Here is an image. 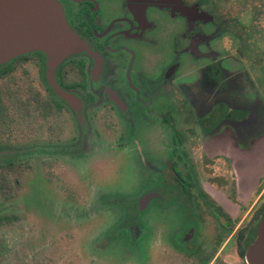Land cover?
Returning a JSON list of instances; mask_svg holds the SVG:
<instances>
[{
	"label": "flooded vegetation",
	"instance_id": "obj_1",
	"mask_svg": "<svg viewBox=\"0 0 264 264\" xmlns=\"http://www.w3.org/2000/svg\"><path fill=\"white\" fill-rule=\"evenodd\" d=\"M53 4L87 50L54 71L65 98L42 51L0 64V145L9 146L0 151L1 163L25 170L34 162L41 190L80 169L88 190L98 194L95 204L120 208L121 221L130 213L135 245L144 236L142 215L163 213L165 253L173 261L230 264L223 255L231 250L227 256L248 264L247 249L264 218V98L254 73L264 59L249 58L248 65L241 49L237 60L235 42H253L263 52L261 0L250 9L253 24L244 38L234 31L232 0L43 5ZM43 5L26 6L41 12ZM37 15L24 18L32 22ZM6 24L0 38L10 41ZM114 130L125 137H108ZM17 140L20 147L12 148ZM107 162L117 167L116 177L130 174L118 162H138L143 195L128 197L133 190L118 179L97 183Z\"/></svg>",
	"mask_w": 264,
	"mask_h": 264
},
{
	"label": "rangeland",
	"instance_id": "obj_2",
	"mask_svg": "<svg viewBox=\"0 0 264 264\" xmlns=\"http://www.w3.org/2000/svg\"><path fill=\"white\" fill-rule=\"evenodd\" d=\"M258 1L254 0L249 5L248 0H232L236 22L234 31L243 38L251 33L245 27L253 24V20L249 17L250 9L253 8V4L257 6ZM261 3L264 9V0H261ZM259 21L255 19V24H259ZM259 26L262 27V25ZM235 45L237 60L242 59L239 55L241 49L248 65L249 58L255 57L260 61L264 59V49L262 53L255 51L256 46L253 42L246 44L236 40ZM261 70H264L263 66L260 67ZM260 71L258 69L254 71L257 74L255 80L259 81L257 85L264 98V71L261 73ZM1 106L4 107L3 102ZM182 107L184 108L183 103L180 104V108ZM185 111H187L186 108L182 112ZM74 127L75 141H77L79 130L77 120ZM115 132V130L109 131L107 136L125 137L124 131L120 134ZM143 132L145 129L140 131L141 139L144 138ZM20 144L21 140H17L11 147L18 149ZM5 149H9V146L0 145V151ZM133 155L136 160L139 159L136 154ZM0 162L5 161L0 158ZM117 166L123 173L127 167L130 174L116 177L117 167L107 162L101 166L103 173L98 175L99 178L96 177L97 183L99 180L100 182L106 180L105 184H110L107 179H118L116 182L118 186L133 190L132 193L125 195L135 199L142 196L139 188L142 173L138 162L133 165L118 162ZM9 176L16 183L19 182L8 198H4L0 191V217L14 216L17 220L14 224L0 227V238L5 240L9 247L8 254L0 258V264H192L184 260L173 261L167 257L163 241V213L142 215L143 228H140L139 236H144L141 237L143 244L139 249L142 241L135 245L134 240L130 239V236L133 238L134 235L130 232L128 224L131 221L130 213L128 218L121 221L120 208L95 204L98 194L96 191L88 190V180L80 169H76L73 174L69 173L60 177L54 185H47L48 187L42 190L38 183V171L32 161L27 169L16 168L13 173H9ZM92 180L91 185L94 182ZM134 213L131 216L134 217ZM150 219L155 222L151 223L152 229L148 224ZM121 236L126 239L125 245L119 238ZM230 251L228 250L226 254H230ZM226 254L223 257L230 264H237L233 257L230 258ZM216 264L225 263L220 258Z\"/></svg>",
	"mask_w": 264,
	"mask_h": 264
},
{
	"label": "water",
	"instance_id": "obj_3",
	"mask_svg": "<svg viewBox=\"0 0 264 264\" xmlns=\"http://www.w3.org/2000/svg\"><path fill=\"white\" fill-rule=\"evenodd\" d=\"M48 1L0 0V29L7 19L8 27L4 35L10 39L3 41V37L0 38V64L26 52L42 51L49 59L50 80L58 94L65 98L54 83V71L70 56L87 50V46L68 25L60 5L44 7L43 4ZM30 3L42 4L41 12H32L26 6ZM35 13L38 15L32 18V22H26L24 16ZM71 100L74 105L78 103L75 98ZM246 260L248 264H264V218L258 227L256 240L247 249Z\"/></svg>",
	"mask_w": 264,
	"mask_h": 264
},
{
	"label": "trees",
	"instance_id": "obj_4",
	"mask_svg": "<svg viewBox=\"0 0 264 264\" xmlns=\"http://www.w3.org/2000/svg\"><path fill=\"white\" fill-rule=\"evenodd\" d=\"M1 163V162H0ZM1 163L0 164V191L2 193V196L4 198H8L10 197L13 192H14V187H16L18 185V182L16 183V181H14V179H11V177L9 176V173H13L14 169L12 168V166H6L7 164ZM16 217L14 216H2L0 217V227H4V226H8L11 224H14L16 221ZM120 240L122 241V243H124L125 245V238L124 237H119ZM142 241V242H141ZM140 242H138L136 245H138L139 243V249L141 248V245L143 244V240H141ZM9 252V247L6 244L5 240H3L2 238H0V258L4 257L6 254H8Z\"/></svg>",
	"mask_w": 264,
	"mask_h": 264
}]
</instances>
